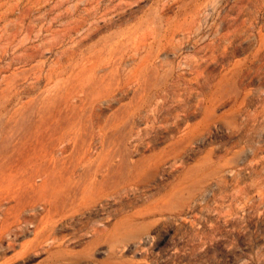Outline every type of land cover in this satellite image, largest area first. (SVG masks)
<instances>
[{"label": "rangeland", "instance_id": "1", "mask_svg": "<svg viewBox=\"0 0 264 264\" xmlns=\"http://www.w3.org/2000/svg\"><path fill=\"white\" fill-rule=\"evenodd\" d=\"M0 264H264V0H0Z\"/></svg>", "mask_w": 264, "mask_h": 264}]
</instances>
